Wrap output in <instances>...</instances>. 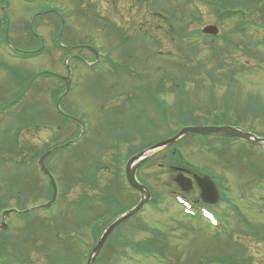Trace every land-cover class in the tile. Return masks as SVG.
I'll use <instances>...</instances> for the list:
<instances>
[{
    "label": "rangeland",
    "instance_id": "obj_1",
    "mask_svg": "<svg viewBox=\"0 0 264 264\" xmlns=\"http://www.w3.org/2000/svg\"><path fill=\"white\" fill-rule=\"evenodd\" d=\"M6 1H8L6 6L8 7L9 19V26L6 29L11 26L10 35L12 39L17 43H24L26 46L36 49L40 47V39L43 37V41L46 42V49L43 50L40 56L22 59L13 56L0 44V148L8 145L7 142L13 138L9 133L16 135L19 147L24 148L20 157L15 156L14 153L6 149L0 150V159H5V163L2 166L3 169L0 168V177L13 170L14 161L27 158L32 170L35 171L36 178L44 186H47V196L43 195L45 193L40 187H35L37 194L34 196L36 199L38 198V202L40 201L39 199L44 198L49 201L51 192L48 188V180L42 174L36 173L38 170V157L36 159L34 156H36V152L40 153L46 149L48 150L53 148L56 143L69 141L70 138L78 137L81 134V130L77 129L74 124L63 125L62 122L59 125L60 120L54 109L56 98L58 99L65 92L64 81H61L60 76L67 74L65 65L67 53L62 48L60 49L58 40L56 41L58 33L61 32V26L58 29L57 20H54V17H47L43 14L32 25V16L36 12L42 11L41 9L44 7L47 8L48 5L52 9H57L68 20L66 28L62 29L61 35L65 42H88L92 39L93 45L96 46L101 54L98 64L99 71H94V69L91 71L87 66H84L79 58H73L77 57L75 55L84 56L86 60L93 63V57L87 47L75 49L73 52L68 53L74 55L68 60L69 65L73 69V82L70 92L61 102L62 109L74 116L79 115L78 111L82 114L81 108L88 117V124L89 121L92 122L94 120L93 124L100 129L97 130L93 125L89 131L85 130L87 139L76 149L70 148L58 151L47 159V166L51 169L52 167L54 168L52 170L59 186L58 199L51 208L46 209V211L41 210V212L34 214L29 219H25L26 217H21L16 213L6 216L7 228L5 231L11 236L9 250L11 253L10 255H1L0 264H53L49 259L52 255L51 253L56 254L57 257L62 259L61 261L67 260L69 256L76 258L74 261L67 260L66 264H86L92 249L80 239L71 240L69 237H75V232H81L88 237V243L94 246L93 244L96 242V225H102L105 219L108 222L112 221L115 216H108V212L114 211L115 213L120 208L117 204H110L107 212L106 203L99 200L88 206H94L92 215L87 210L88 207L82 206L80 202L82 192L86 190L90 195L94 193L99 196L102 190H111L112 186L114 187L112 193L119 196L121 199L120 207L124 208L139 197L138 194L128 188L125 176L121 177V174L125 173V160L124 162L122 160L119 164L114 162L121 171L119 169L116 170V173L114 171L113 173L111 171L106 173L103 171L99 187L97 188V184H95V189L89 188L86 182L77 183L72 189L71 187L73 186L71 184L74 183L67 179L68 172L72 169V162L85 164L87 161L78 159L75 156L76 151L82 152L83 155L89 154L91 159V157H96L94 155L97 153L101 155V148L106 145L109 149L103 152L102 155L104 160L109 163L113 162V158L117 159V152L125 155L126 150H123V146L112 149L110 147L111 141L108 142L107 139L111 137L121 139L128 136L132 137L129 134L132 131L128 133L126 129H121V127L129 125L128 112H123L113 117L109 109L103 111L100 105L103 98L93 95L92 90L94 89H91L93 83L98 79L96 77H100V85H102V82L107 81L103 78L111 77L114 69H112L109 61L114 63L117 68H120L118 66L119 63L122 66L127 61L118 47L114 49L117 44V38L111 30L115 31L117 30L116 27H118V29L124 30L128 37H139L138 39L142 40L140 43L143 49L140 52L141 54L145 53L146 43H151L154 38L158 41L159 45L157 44V46L153 47L150 44L147 47L150 55L149 58L145 59L146 63L141 61L140 63H135L130 66L131 71L127 70V68L119 70L130 72L127 74L128 80H134L133 78L135 77L136 81H140L141 77L138 73H141L140 75L143 77H152L153 80L151 81L155 83L162 80L159 75L163 74L165 69L171 71L174 66L177 68L178 58L175 56L177 51L174 42L168 35L170 23L178 27V25L188 21L190 25L189 31H194L197 28L202 31L207 25H214L218 28L219 34L231 29L233 23L218 21L205 0H195L188 4L185 3L186 0H50L48 3L40 0H35L34 2L0 0V3L5 6L4 3ZM184 3L186 7H182ZM192 10H198L201 20L195 19ZM259 16H264V2L258 3L255 11L256 18L254 16L253 19L251 18L254 25L264 27V24H259ZM30 25L33 27L32 31L30 30ZM3 26V22L0 20V39H4ZM250 32L263 39L264 31L250 30ZM237 36L235 34L234 37L237 38ZM240 40L244 41L246 39L240 35ZM249 44L254 48L255 57L246 64L249 66L248 71L242 72L235 77L237 82L235 90L241 107L235 108V106H231L228 112L232 116L243 114L244 107L242 105L249 101L250 95L255 96L257 101L259 99V109L264 111V44L256 47L261 45L257 38L256 40H249ZM123 45L126 46V42H123ZM135 45L136 41L133 39L125 49H133ZM200 47H204V45ZM170 53L173 56H170ZM202 54H205L207 58L205 60L208 62L209 69L219 66L220 63L210 58L211 56H209L207 51L202 52ZM236 58L237 61H244L243 63H245L247 57L239 51ZM194 63L196 64L197 60ZM40 71L47 72V74L38 76L33 83L27 81V75L32 78L34 73ZM109 72L110 76H103L108 75ZM119 76L123 77L124 74ZM17 77L19 81L21 79L24 81L21 82V89L18 84L14 83ZM163 78L171 79V77ZM212 79L213 77L205 76L204 74H199L197 79L188 78L186 91L192 103L196 106L194 113L201 114L204 110L206 114H213L212 107L208 104L211 100L207 99V94H209L211 88L209 83ZM217 80H221L215 90V101L219 104L220 99L225 94L224 91H226L227 85L222 82V78H219V76ZM34 85L40 88V91L35 93L32 90L29 93ZM153 85L155 84L146 85L145 92L147 93L143 91L133 96L132 105H137L139 102L145 104L144 100L140 101L139 98L149 96L148 90L151 89L147 86L152 87ZM164 85L162 92L164 101L167 103L168 113L166 116L167 125L164 124V127L159 128L157 131L161 137L165 136L168 129L172 132L180 129L178 122V119H180L179 113L182 109L185 110L191 102L187 100L189 102L184 103L183 107L186 108L179 107L181 103L179 95H171L167 90L168 85ZM142 86L145 87V85ZM99 91L101 92L102 89ZM28 94V100L34 102L37 109L44 116L43 118L36 116V108L31 106L32 121L25 125H20L22 120L20 110L27 109L28 102L24 99ZM53 94L56 98H53ZM23 95H26V97L21 99ZM175 101L177 105L174 104ZM15 102L19 103L15 105ZM172 103L174 104L173 106H171ZM249 105L252 107L250 111H247L249 119L247 121L242 119L243 122L241 124L257 136L264 138V113L254 117L251 111L255 108L250 102ZM215 108L214 112L216 110L217 112L221 111L220 105ZM236 111H239V113H236ZM189 113L193 115L191 111ZM82 118L87 124L85 117L82 116ZM126 122L127 124L125 125ZM209 140H211L216 149L220 148L219 154L212 151V144L209 150L204 147L203 138L196 134H188L176 142L174 147L183 163L177 166L189 167L202 176L211 177L222 187L225 193V200L212 205L210 211L214 213V217L216 215L219 219L224 220L227 230L221 229L219 230V237L213 236L212 230L215 228L208 226L209 222H207L206 217L197 216L196 209L195 214H191L190 217L184 206L174 200L176 199L174 194H180L181 190L174 181L176 173L170 169L173 163L168 154L169 149H164L161 153L159 152L160 154L154 155L153 159L145 164L138 173L140 180L146 181L144 184L152 191L156 202L147 204L139 215L123 223L122 227L112 232L111 237L109 236L107 240H110L109 242L111 243L119 242V244L116 247H113L109 242L103 245V258L100 264H110L113 257V248L118 253L115 264H193L196 263V259L199 257L206 261L209 256L231 252L232 249L239 247L238 244L240 246L243 244L244 248L247 249L246 258L250 257L252 264H264V148L253 144H234V142H229L223 148L219 139L211 137ZM132 147V152H139L142 149L139 142L132 143ZM8 159L10 160L9 162ZM177 159L175 160L176 162ZM108 184L109 188H104ZM35 185H38L36 180ZM101 186L102 190H100ZM1 188L2 185L0 184V193L3 191ZM27 188V181L25 180L20 192H23V194L9 195L7 198L9 204L7 206L15 208L20 196L24 200V205H19L20 209L31 208V202L28 200L31 193ZM180 195L186 197L193 205V202L198 201L200 198V189L193 187V189L185 193L186 196ZM74 202L76 205L73 204ZM194 215L196 216L194 217ZM1 216L2 211L0 210V223L2 221ZM98 217L102 218L95 220ZM81 219L83 221L85 219L95 221L91 225L88 223L86 226L85 224L77 226ZM244 220H249L247 222L249 226L242 223ZM219 225H221V222ZM253 225L256 226L255 229L250 227ZM146 226H151L164 235L160 236L157 243L163 250L165 257L140 255L135 253L134 249L122 246L123 240L126 238L135 242L150 239ZM56 227L59 232L57 236H54V228ZM102 227L104 229V226ZM103 229H101V232ZM255 231H258L260 236H257ZM61 261L58 264H61Z\"/></svg>",
    "mask_w": 264,
    "mask_h": 264
},
{
    "label": "trees",
    "instance_id": "obj_2",
    "mask_svg": "<svg viewBox=\"0 0 264 264\" xmlns=\"http://www.w3.org/2000/svg\"><path fill=\"white\" fill-rule=\"evenodd\" d=\"M142 1V0H139ZM149 1V0H146ZM195 0H186L185 3H192ZM207 4L209 5L210 9L214 13L215 17L217 18L218 21L226 23V22H232L233 26L231 29L224 31L223 33L217 35V36H206L203 35L200 29H194V31H189V22H184L178 27L174 26L172 23H170V27L168 28V35L170 36L171 40L175 44V49L177 51L176 57L178 58V63H177V68L174 66L172 70H166L163 74L160 76L162 77H171V79H167L163 81V85H168L167 90L175 95H179V99L181 100V103L179 104L181 108H186L183 107L184 103H187L190 100L191 102L188 104L187 108L185 110H181L179 113L180 119H178L180 127L183 125H189V124H207V123H232V124H237L242 126V122L247 121L249 119V114L247 111H250L252 108L249 105V102L252 106H254L255 109H252L251 112H253V116L257 117L259 115H262L264 111L262 109H259L258 101L256 100L255 96L250 95L249 96V101L246 102L244 105L243 109V114H235V116H232L230 114L229 108L231 106H235V108L241 107L239 97L236 95V81L235 77L238 74H241L242 72H247L248 71V65H246L250 59H253L255 57L254 55V48L251 47L249 44V40H258V42L263 46L264 44V36L263 39L258 38L254 34H251L250 30L252 26H257L252 23L253 16L255 17V11L257 10V5L259 2H264V0H205ZM156 3V2H155ZM183 4L182 7H186V4ZM196 12V13H195ZM192 13H194V17L197 20H201V16H199L198 10H192ZM160 14V13H158ZM161 15V14H160ZM259 24H264V16H259ZM252 18V19H251ZM256 18V17H255ZM103 19V18H102ZM106 21L105 19H103ZM256 20V19H254ZM173 22V21H172ZM4 23V20H3ZM59 25V26H58ZM61 26V21L58 20L57 28ZM6 28V26H3ZM258 27V26H257ZM261 27V26H260ZM112 31V33L116 36L117 38V44L114 49L118 47L120 49L122 55L126 57L127 61L123 63L121 66L118 65L120 68H117L116 66L113 67L114 70L112 71V76H119L122 74H129L131 71L130 66H133L135 63H140L144 62L146 63L145 59L149 58L150 51L147 49L149 45H153V47L157 46L158 41L154 38L153 41L150 43H146L147 47L145 48V53L141 54L140 52L143 51L141 47V39H138L139 37H128L126 32L122 29H118ZM264 28V27H263ZM252 31V30H251ZM59 32V31H58ZM235 34H237V38H235ZM240 35L245 38L246 40L241 41L240 40ZM133 39L136 41V45L133 49H128L126 50L125 48L128 47V43L132 42ZM123 42H126V46L123 45ZM40 45V44H39ZM159 45V44H158ZM201 45H204V47H200ZM158 48V47H157ZM207 51L209 53L210 58H212L214 61L219 62V66H216L213 69L208 68V62L205 60L207 59L205 57V54H202V52ZM241 52L242 54H245L246 61L245 63L237 61V52ZM112 52V51H111ZM170 56H173L171 53L169 54ZM197 60V63L195 64L194 61ZM130 63V64H128ZM143 64V63H142ZM146 65V64H145ZM127 68V70L119 71L120 69ZM119 71V72H118ZM110 72L108 73V75ZM139 76H141V73H138ZM199 74H204L205 76H210L213 77L209 85L211 86L209 90V94H207V99L211 100V102H207L209 105L212 107V112L213 114H206L203 110L201 114L194 113L193 111L196 109L194 103H192V100L187 94L186 91V85L188 83V78L192 77L197 79V76ZM222 78V82H225L227 85L226 91H224V96L220 99L219 104L216 100L215 96V90L218 86V84L221 82V80H217V77ZM164 85V86H165ZM171 86V87H170ZM148 92H151L148 90ZM165 93V92H164ZM164 124L167 125V104L164 102ZM234 104V105H232ZM175 105H177V102L175 101ZM220 105L221 106V111L216 110L215 107ZM191 111V113H189ZM236 113H239V111H236ZM243 119V120H242ZM62 122L59 123V125ZM250 128V127H249ZM167 133L165 134L166 136H169L175 132H172L170 129L166 131ZM151 133L148 132V135ZM66 142V141H64ZM62 142V143H64ZM54 144L55 145H58ZM223 148H225L227 145L223 144ZM70 148H77L76 145H72L69 147L63 146L59 148V150L55 151L53 154H56L58 151H64ZM102 152H105L109 148L106 146H103ZM225 150V149H223ZM10 151H14L11 149ZM133 151V150H132ZM213 152L215 153H220V148L213 147L212 149ZM102 154V153H101ZM171 159V162L173 163H182V159H179L178 156V151H176L174 154L169 151L168 153ZM78 159L79 158V152L76 151L75 155ZM103 156V155H102ZM75 157V158H76ZM177 159V162L175 161ZM152 160V159H151ZM150 160V161H151ZM4 161V160H3ZM118 164L120 162V158H118ZM173 163V164H174ZM72 169L69 170L67 179L72 181L71 187L72 189L76 186L77 183H79L81 180L83 182H86V185L91 188L95 189L94 185L97 184V188L99 187L102 174L107 171H111L113 173H116V170L119 169L118 165L113 164V162H107L104 160L102 157L99 159L94 158L92 161H87L85 164H76L75 162H72ZM76 164V166H75ZM172 164V165H173ZM2 167V163H0V168ZM3 169V168H2ZM52 169H54L52 167ZM172 172H175L174 169L171 167ZM13 171L17 172L15 174H10L3 175L0 177V184L2 185L3 191L0 193V210H3L5 208H8L7 206L9 204L7 198L8 196L12 195L13 192L16 193V195L23 194L20 193L23 186L20 182L22 178V170L20 168H17L16 170L13 169ZM121 171V170H120ZM101 177V178H100ZM105 179V177L103 176ZM106 180V179H105ZM146 183V181H144ZM104 188H109V184L105 186ZM100 190H102V186L100 187ZM106 191V192H105ZM102 190L101 195H100V200L104 203H106V211L108 212V209L110 207V203L113 202L115 204H120L118 199L113 196L114 194L112 193L111 190L106 189ZM88 192H85L84 197L87 199L90 196L88 195ZM113 194V195H112ZM18 206L19 205H24V200L18 197L17 200ZM112 203V204H113ZM127 205L125 208L121 207L118 212L111 211L110 213L108 212V216H115L118 213L124 211L125 209L129 208L131 205ZM75 204V202L73 203ZM76 205V204H75ZM97 215V214H96ZM95 216V215H94ZM99 219L102 217H98ZM83 219L80 220L79 225H84L85 226L89 223V225L92 223L89 219H85L83 222ZM94 221V220H93ZM86 222V223H85ZM248 220H244L243 223L246 224V226H249L247 224ZM108 224L107 219L104 220V223L102 225L96 226V233L100 234L101 229H103L102 226H106ZM122 227V226H121ZM252 228H256V226H250ZM253 230V229H252ZM146 231L150 235V239L146 241H139L135 242L132 241V239L126 238L123 240L122 246L124 247H130L134 249L133 251L136 253H142L143 255H157L159 257L163 256L165 257V254L161 247L158 245L157 241L159 240L160 236L163 235L158 232L157 229L151 227V226H146ZM254 231V230H253ZM55 235L57 236V233L59 232V229L56 227L54 228ZM257 236H260V233L258 231H255ZM164 236V235H163ZM213 236L219 237L220 236V231H218L216 234ZM70 239V238H69ZM73 238H71L72 240ZM123 239V238H121ZM120 240V239H118ZM110 241V240H109ZM107 241V242H109ZM74 242V241H73ZM113 247H116L119 242H109ZM10 245H11V236L7 231H0V256L4 255H10L11 251L10 250ZM236 247L232 249L231 252H225L222 255H216V256H209L206 258V261H203V258H197L196 263L193 264H212V263H218V264H252V261L250 260V257L246 258L247 256V249L244 248V245ZM52 255L50 256V260L53 262V264H58L62 259L57 257L56 254L51 253ZM113 257L112 261L110 264H115L117 262L116 255L117 250L113 248ZM12 257V256H11ZM13 258V257H12ZM73 258V259H71ZM103 258V253L102 256L98 259L96 264H100ZM67 260L74 261L76 260L75 257L69 256ZM67 260L61 261V264H66ZM182 264V263H180Z\"/></svg>",
    "mask_w": 264,
    "mask_h": 264
},
{
    "label": "flooded vegetation",
    "instance_id": "obj_3",
    "mask_svg": "<svg viewBox=\"0 0 264 264\" xmlns=\"http://www.w3.org/2000/svg\"><path fill=\"white\" fill-rule=\"evenodd\" d=\"M34 1L35 0H27V2H34ZM40 1H43V2L47 1V3H48L50 0H40ZM43 9H41L42 11L36 12L33 15V16H35V15L36 16L34 17V19L32 17V20H33L32 25L34 24L36 19L42 14L46 15L47 17L48 16L54 17V20L60 19L59 16L62 13H60L57 9H52L49 5L47 6V8H45L44 10ZM0 10H1L2 14H4V16H5L6 12L3 10V6L0 7ZM32 25L30 27L31 31L33 30ZM9 38H10L9 43L13 46V48L17 52H20V54L23 56H26V54L28 52H33V51L37 50V49H32V48L26 46L24 43L23 44L17 43L11 37H9ZM70 43H73V41H71ZM70 43H68L67 41L65 43L68 50H75L77 48H81L84 46V45H74V44H70ZM42 45H43V43H42ZM75 56H77V58H79L81 61H83L82 59L86 60L84 58V56H82V55H81L82 57H80L79 55H75ZM96 79L97 80L93 83V86L91 89H94V90H92L93 95L97 96L98 98H103L102 99L103 101L100 104L101 109L103 111L109 109V112H110V114L111 113L113 114V117L118 115V114H121L123 112H128V118L130 119V120H128L129 125H127L125 127H121V129H126V131L128 133H129V131H132V133H129L132 137L128 136V137H125L124 139H121L118 137H116V138L111 137V138L107 139L108 142L111 141L110 147L117 146L121 142H123L126 145L131 147L132 143L134 144L135 142H139L140 147L142 149L139 152H134V153H132V155L129 156V157H132L133 155L140 153L143 149L154 145L155 143L159 142L160 140H162L164 138V137L159 136L157 131L159 128L164 127V111H165V109H164L165 103L164 102L165 101L163 98L162 89H163V81H164L163 79L167 80V78L162 77L161 81H157L159 85L156 83V85H153L152 87H150L151 92H148L149 96H146L144 98H142V97L139 98L140 101L144 100L145 104H141V102H139L137 105H132L133 96H135L136 94H140L143 91L145 92V88H146L145 84H154V82L151 81V80H153L152 77H150V78L141 77L140 81L139 80L136 81L135 77L133 78L134 81L128 80L127 77H116V78L106 77L103 79L107 80V81L102 82L101 83L102 85H100V77H96ZM63 83L66 87V83L65 82H63ZM109 84H110V86H109ZM125 84H130V85H125ZM142 85H145V87ZM141 86H142V88H141ZM160 86H161V88H160ZM100 89H102L101 92L99 91ZM145 93H147V92H145ZM169 93L171 95H173V93H171V92H169ZM174 104L172 103L171 106H173ZM133 109H135V111H133ZM80 111L82 112V114H80V112L78 111L79 115L74 116L71 113L66 112V110H65L64 117L67 118L68 122H74V125L77 129L82 130V131L83 130L89 131L91 129V127L94 125L93 122H95V121L94 120H92V122L89 121V124H88L87 115H85L83 113V110L81 108H80ZM105 115H107V114H105ZM82 116L85 117L87 124L84 122V119L82 118ZM71 117H76L77 121H73L71 119ZM140 121H141V123H140ZM127 122L125 123V125L127 124ZM70 124H72V123H70ZM207 124H209V125H227L226 123H219V122L207 123ZM207 124H204V125H207ZM199 125H203V124H199ZM94 126L97 128V130L100 129L97 127V125H94ZM233 126H236V125H233ZM148 132L151 134L148 135ZM209 138L210 137L206 138V140L211 141V140H209ZM84 141H86V139ZM81 154H82V152H79V156ZM118 158H120L119 154H118L117 159L113 158V163L117 162ZM80 159H83L84 161H86V160L88 161V160H90V157L82 154ZM177 165H179V164L174 163L172 165V168L176 171V174L181 169H185V171H186L185 174L187 176H190V177H193V175L196 173L200 174L197 171L196 172L193 171L191 168L188 169L185 167H179ZM142 167L139 168L138 172H140ZM138 178L140 180V177H138ZM35 180L37 181L38 185H35ZM140 181L143 182L142 180H140ZM81 183H83L82 180L78 184H81ZM192 184H193V187H198L196 180H193ZM35 187H40L44 191V193L47 191V186H44V184H42V182H40L36 178L35 171H33L31 166H30V170L28 172V189H29L31 194H33L35 191L37 192V190H35ZM85 192H87V191L84 190V192H82L81 197H80L81 198L80 202L82 203V206L85 205L87 208L89 205L94 204L96 201H99L98 195H95L94 193L92 195L88 194L90 197L86 199L84 197ZM221 196H223V195L221 194ZM116 198L118 199V201L121 204V199L119 198V196L116 195ZM93 207L94 206L87 208V210H89V212H91V214L94 213L92 210ZM92 223H93V221H92Z\"/></svg>",
    "mask_w": 264,
    "mask_h": 264
},
{
    "label": "water",
    "instance_id": "obj_4",
    "mask_svg": "<svg viewBox=\"0 0 264 264\" xmlns=\"http://www.w3.org/2000/svg\"><path fill=\"white\" fill-rule=\"evenodd\" d=\"M219 30L216 26L209 25L206 26L203 29V33L206 35H216L218 34ZM91 51H93L96 55L97 60L99 59V53L95 48L89 47ZM68 69V76L64 79L67 81V91L70 87V79L72 76V71L70 66H67ZM57 108L60 110V104L57 103ZM187 134H201V135H227L232 136L235 138L243 139L245 141H248L250 143L256 144V145H262L264 143V138L257 137L254 133L241 129L236 128L232 126H186L182 128L177 134L174 136L163 140L156 145L146 149L145 151L133 156L129 159L127 165H126V179L129 184V186L134 189L135 191L140 193V200L139 202L132 207L131 209L127 210L126 212L122 213L121 215L117 216L115 219H113L107 227L104 229L102 235L100 236L96 247L94 248L91 257L87 264H95L97 258L99 257V254L101 253L102 247L107 240V238L110 236V234L123 222L129 220L130 218L134 217L136 214H138L141 209L149 203L151 200L152 194L148 187L143 185L137 180L136 172L140 165H142L145 161H147L150 156L172 144L177 142L180 138ZM55 149L47 151L45 154H43L40 158L39 164L41 166V169L50 179L52 188H53V194L52 199L47 202V204L41 206V208H48L52 204L55 203L58 196V187L57 183L49 171V169L45 166L44 159L48 155H50ZM194 179H196L200 189H201V200L206 204H215L219 202L220 199V191L218 186L209 178L200 177L198 175H194ZM175 181L178 183V185L181 187L184 191H189L192 188V179L185 176L183 171L180 172L176 178ZM9 210L5 211L3 214V219L5 218V215L9 214ZM0 228H6L5 223L0 225Z\"/></svg>",
    "mask_w": 264,
    "mask_h": 264
}]
</instances>
